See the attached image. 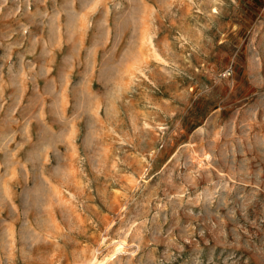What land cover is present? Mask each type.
<instances>
[{"label": "rangeland", "instance_id": "rangeland-1", "mask_svg": "<svg viewBox=\"0 0 264 264\" xmlns=\"http://www.w3.org/2000/svg\"><path fill=\"white\" fill-rule=\"evenodd\" d=\"M93 258L264 264V0H0V264Z\"/></svg>", "mask_w": 264, "mask_h": 264}, {"label": "bare ground", "instance_id": "bare-ground-1", "mask_svg": "<svg viewBox=\"0 0 264 264\" xmlns=\"http://www.w3.org/2000/svg\"><path fill=\"white\" fill-rule=\"evenodd\" d=\"M121 246H123V241H121L120 244L118 245V247H121ZM116 249H118V248L116 247ZM108 258L109 257H106L103 260H108ZM103 260H97L96 258H93L92 264H103Z\"/></svg>", "mask_w": 264, "mask_h": 264}]
</instances>
